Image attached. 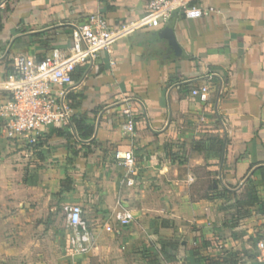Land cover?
Returning a JSON list of instances; mask_svg holds the SVG:
<instances>
[{"label": "crops", "instance_id": "crops-1", "mask_svg": "<svg viewBox=\"0 0 264 264\" xmlns=\"http://www.w3.org/2000/svg\"><path fill=\"white\" fill-rule=\"evenodd\" d=\"M193 3L202 17L177 11L78 66L71 103L90 118V138L76 137L71 147L51 138L47 152L8 137L0 117V264H204L208 255L257 256L264 215L255 207L240 226L226 228V198L214 190L216 180L219 190L242 184L264 163V0ZM97 11L111 25L142 20L149 0H10L0 10V104L19 54L42 60L54 48L67 50L71 27ZM207 85L204 102L199 91ZM127 107L133 132L124 128ZM117 149L134 151L133 171L114 158ZM67 176L74 189L59 193ZM70 203L93 209L84 248L62 218ZM123 209L134 214L128 225L116 219ZM168 238L180 242L175 255L161 250Z\"/></svg>", "mask_w": 264, "mask_h": 264}, {"label": "built area", "instance_id": "built-area-1", "mask_svg": "<svg viewBox=\"0 0 264 264\" xmlns=\"http://www.w3.org/2000/svg\"><path fill=\"white\" fill-rule=\"evenodd\" d=\"M194 0H149V14L140 20H127L117 25L108 23L102 11L90 14L81 23L70 29L71 45L67 50L54 48L42 60L25 54L15 59L14 71L8 76V98L0 104V117L4 119V130L8 137L17 138L27 144H36L54 123L72 125L77 113L70 100V93L78 66L94 63L102 52L112 53V45L137 29L146 25L158 27L171 19L177 11L186 18L196 19L204 15V10L193 3ZM10 0H0V10L7 7ZM112 63H114L112 61ZM209 86L199 91L201 101L209 100ZM124 128L133 132L135 117L129 107L123 109ZM114 158L127 170L133 171L136 158L133 150H114ZM66 219L71 227L79 248H84L81 228L83 207L80 203L65 206ZM122 225L134 220L129 209L116 213ZM218 248H223L219 241ZM257 261L264 264V239L257 242Z\"/></svg>", "mask_w": 264, "mask_h": 264}, {"label": "trees", "instance_id": "trees-1", "mask_svg": "<svg viewBox=\"0 0 264 264\" xmlns=\"http://www.w3.org/2000/svg\"><path fill=\"white\" fill-rule=\"evenodd\" d=\"M1 13V12H0ZM2 18L0 15V29L2 26ZM70 100L75 99L74 95L70 93ZM75 103V102H74ZM74 105V104H73ZM94 133V126L90 122V118L85 114H75L72 119V125L62 126L58 123H54L50 126V130L43 136L36 144H33L36 148L46 147L47 152L50 150V140L51 138H62L66 141L67 146L71 147V141L77 138L88 139ZM221 143L222 140H219ZM223 146V143H222ZM41 159H44V155H40ZM254 166H251V169ZM217 188L214 191H222V195L226 198L223 206L221 207V212L223 213V226L226 228L235 229L241 225L244 219L250 218L254 214L253 208L257 207L258 211L264 215V196L260 194L259 186L263 187L264 191V163L256 164V167L252 171L251 175L248 176L242 184H236L234 186L223 187L219 190V181H215ZM73 180L70 176H67L61 186L59 193L64 191H72ZM264 228V226H262ZM234 233V231H233ZM217 248L219 243V238H217ZM179 241L172 240L171 238L166 239L165 243L161 246V250L164 252H169L171 255H175L179 246ZM208 241H204L207 244ZM171 249V250H170ZM223 249V248H222ZM202 258L197 259V264ZM260 264L257 261V256H244L239 253H232L229 255L218 254V255H208L204 259V264ZM188 264V263H185Z\"/></svg>", "mask_w": 264, "mask_h": 264}, {"label": "rangeland", "instance_id": "rangeland-1", "mask_svg": "<svg viewBox=\"0 0 264 264\" xmlns=\"http://www.w3.org/2000/svg\"><path fill=\"white\" fill-rule=\"evenodd\" d=\"M61 212H62V218L65 219L66 218L65 208L62 207ZM92 215H93V209H90L88 205L83 204L82 220L84 222V225L82 226L81 231H82V239H83L84 247L88 244V240L86 239V236L91 235L93 232L92 230L93 226L90 225V219ZM114 229L117 230V228L115 227Z\"/></svg>", "mask_w": 264, "mask_h": 264}, {"label": "water", "instance_id": "water-1", "mask_svg": "<svg viewBox=\"0 0 264 264\" xmlns=\"http://www.w3.org/2000/svg\"><path fill=\"white\" fill-rule=\"evenodd\" d=\"M168 38H169V40H170L171 45H172L176 50L179 49V45H178L177 41L175 40V37L173 36V34H169V35H168Z\"/></svg>", "mask_w": 264, "mask_h": 264}]
</instances>
